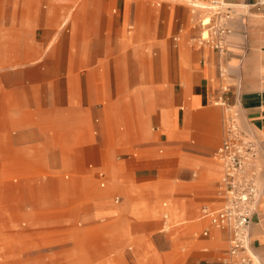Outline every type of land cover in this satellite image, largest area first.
<instances>
[{"label":"crops","instance_id":"1","mask_svg":"<svg viewBox=\"0 0 264 264\" xmlns=\"http://www.w3.org/2000/svg\"><path fill=\"white\" fill-rule=\"evenodd\" d=\"M74 1L78 4L68 19L65 18L67 10L59 8V18L66 21L56 37L55 31L49 28L47 13L43 11L36 16L35 9L27 8L29 14L25 20H19L18 29L23 32L42 29V37L10 39L11 60L30 57L45 63L5 73V77L9 75L16 80L5 86L0 83V168L8 163L17 172L22 167L44 171L47 165L64 171L74 167L77 159L86 160L87 173L80 171L77 176L88 175L101 189L107 187L97 190L93 201L84 208L88 220L109 221L103 230L107 249L102 252L96 247L94 251L82 253L79 247L50 251L45 248V252L36 251L19 260L20 264H87L90 261L161 264L159 251L170 252L181 237L189 236L195 239L191 242L195 241L196 247L202 246L201 255L206 257V264H217V256L225 254L230 247V235L211 230L202 209L217 210L224 203L217 193L223 166L217 159L213 162L225 138L224 113L210 104L224 85L231 88L230 101L236 107L241 130L259 147L260 198L249 232L251 249L260 264H264V16L244 7L253 0H225L235 6L236 14L224 57L213 50L181 51L172 44L167 46L165 42L172 33L187 26L189 14L192 21L195 19L183 5H166L156 11L147 8L145 2L141 6L137 3L132 7L134 16L131 17L128 1L122 2L119 13L115 10L114 14L108 5L112 0ZM24 10L25 6L21 13ZM131 25L136 26L133 33L129 32ZM66 27L69 33L62 32ZM22 44L34 48L21 55L24 57H18L17 47ZM55 45L57 50L49 54ZM45 49L46 53L41 54ZM149 49L154 51L152 57ZM221 69L225 70L224 75ZM111 139L115 148L108 154L112 174L109 177L102 161L97 159L102 157ZM160 147L184 148L178 167L189 177L185 185L168 186L167 180L161 178L162 158L156 160L155 167H135L139 178L156 173L157 180L138 183L125 178L122 172L132 155H119L116 159L118 150L132 148L145 153ZM137 157L135 153L134 158ZM99 173L105 174L104 188L100 186ZM33 178L31 174L25 178L21 192L11 186V200L3 203L0 200L1 207L6 204L8 207L3 209L16 221H31L35 219L34 214L38 215L29 210L20 216L12 209L19 194L34 200L31 194L36 191L40 197L35 200L41 209L53 201L57 203V198L69 197L64 184L47 182L51 175L45 176V181L37 187ZM65 179L69 180L70 175ZM18 182L19 178L14 179V183ZM87 183L79 180L82 187ZM170 190L192 193L197 198L190 202L170 199L174 208L167 211L168 203H163L164 215L144 217L141 214L139 206L143 204L159 212L157 203H162L164 196L171 194ZM116 199H120L118 204ZM201 203L209 205L199 211ZM171 226H175L173 231ZM201 227L204 229L199 235L192 233L194 228ZM205 231L209 232L208 236H204ZM156 232L163 235L155 243L158 252H148L144 240ZM167 232L170 233L167 235ZM20 246L30 251L35 247ZM61 252L66 253L53 256Z\"/></svg>","mask_w":264,"mask_h":264},{"label":"rangeland","instance_id":"2","mask_svg":"<svg viewBox=\"0 0 264 264\" xmlns=\"http://www.w3.org/2000/svg\"><path fill=\"white\" fill-rule=\"evenodd\" d=\"M99 2L101 0H98ZM128 1L130 5V14L129 16L133 17L134 15L132 12V7L135 6V4L138 3L139 6H141L142 2H145V5L149 9H153L156 11H161V8L154 5L153 0H112L110 3H108L111 12L114 14V11L117 10V13H119L120 6L122 2ZM78 4L77 1L70 0H0V49H1V55H0V83L2 86L8 85L11 80H16L15 77L7 76L5 77V73H9L10 71L15 70H27L33 68L36 64H40V60L38 58L31 59L30 57L24 60H11V46H10V39L12 37L17 38H41L43 31L42 29L33 28L30 32H23V30H19V20L23 18L24 20L28 16V12L26 9H35L36 10V16H39L41 12H46L48 16V23L50 24V29L55 31L54 37H56V33L58 32V29L62 26V24L66 21V19H60L59 18V8H63L67 10L66 17H69L70 11ZM175 6V5H183L187 8L186 4L179 2V1H173L171 3H166L162 7L165 6ZM25 6V10L23 13H21V8ZM192 16L189 14L188 24L187 26H184L182 28H179L177 33H172L170 38L168 39L167 46L172 44L175 48L180 49L181 51H187L190 49H196L199 50V47L192 41V39L197 36V31L193 29L195 25V19L194 21L191 20ZM68 19V18H67ZM73 20V19H72ZM71 20V21H72ZM56 23V26L52 27V24ZM174 24V20H173ZM66 31H62L65 33L67 32L68 27L65 28ZM136 29V26L131 25L129 28V32H134ZM17 34V35H16ZM176 38H179V41H175ZM34 46L32 45H26L22 44L17 47V53H19L18 57H24L21 56L23 54H27L28 52L33 51ZM206 50H211L208 48H204ZM57 50V45L53 46L49 54L54 53ZM46 53L45 51L41 52V54L44 55ZM154 51L153 49H149V55L152 57ZM45 63V62H44ZM54 79H51V84ZM223 88L231 89L230 87L224 85L220 88V93L222 92ZM231 90L229 94L227 95L229 97L230 101V95ZM217 98L213 97L211 99V106L217 107L218 109L223 110L219 106H215ZM232 104V102L230 101ZM220 126L222 129V118H220ZM124 129V128H123ZM125 131V130H124ZM94 134V132H93ZM95 142V141H94ZM222 138L220 139L216 150L221 145ZM115 148L114 142L112 139L108 142L107 148L102 154V157L97 159L98 161H102L103 166L108 171L109 177H111V165L109 162L108 154L109 151ZM161 152H163L161 154ZM74 153V152H73ZM137 153L138 157L134 158V154ZM132 155L131 160L127 163V165L123 169V175L125 178L129 179L130 181H136L140 182L142 180L148 181V180H157L158 175L156 173L152 174L151 176L146 175L145 179L139 178L138 174H135V167L141 166L146 168L155 167L158 163L156 160L159 158H162V162L164 165V173L162 174L161 178H165L167 180V185H175L177 187L185 185V181L189 179L185 175V170L178 167V161L179 157L184 155V148H178L177 150H168L167 148L160 147L154 150H151L149 152H142V151H136L130 149L125 150H118L115 158L118 159L119 155ZM79 156H82L81 154H78ZM77 164L72 167L71 169L64 170V171H58L52 169L49 165L45 167L44 171H38V169L30 170L26 167L19 168V172L16 171V168L10 167V164L6 163L3 165V168H0V200L3 201L11 200L12 191L10 188L13 186L15 188V191L21 192V188H23L26 180L25 178L28 177L29 174H31L34 178V187L41 185L40 182L45 181L43 178L45 176L51 175V178L48 179L47 182L52 181L55 183H62L64 184L66 190V193L68 199L61 200L57 198V203L53 201L51 204H47L44 208H40L36 200L40 197V195L37 194V192L33 191L31 194L32 198L35 200H31L29 198H25L22 194H19L18 198L15 199L12 209L14 208L19 215H23L25 212L32 210L38 215H33L34 220H26L21 219L17 220L13 218V215L8 213L7 210H5L8 206L6 204L3 206V209L1 207L2 203L0 204V264H20L19 260L25 259V257L33 252H45V248H48L47 251L50 250H56V249H67L70 250L75 247H79L82 250V253H89L91 250H96V247L98 250H101L102 252L106 251L107 243L105 242L106 238L105 235H103V230L105 229V226L109 223V221L103 222V220L99 221H90L88 220L87 209L84 210L85 206L90 204L93 201L94 193H96L97 190H105L101 189L98 184L92 180H90V177L88 175H79L82 177H78V172L87 173L86 170V160L80 161V158L77 159ZM217 161L216 157L214 156L213 162ZM152 170V169H151ZM196 170V169H193ZM200 171H203V168H200ZM200 171H195V173H200ZM69 174L70 179L66 180L65 176ZM19 178L18 183H14V179ZM220 178V177H219ZM218 178V180H219ZM79 180H86L88 185L86 187H82L79 185ZM29 181V180H28ZM90 181V183H89ZM167 186V187H168ZM3 187V188H2ZM109 187V186H108ZM3 189H7L3 193ZM20 189V190H19ZM56 192V191H55ZM55 192L51 193L53 197ZM171 192V190H170ZM152 193V191L150 192ZM168 194V192H167ZM115 197V194L112 195L111 202H113V198ZM151 197V196H150ZM162 203L158 204L159 212L154 211L150 208L149 204H143L139 206V210L141 214L144 217L153 216V215H164L166 210L163 209V203H168L167 211H171L174 208L173 203L170 199L180 200L181 201H192V199H196L197 197L193 195L192 193H184L181 191L178 192H171L168 196H164ZM190 198V199H187ZM52 200V198H51ZM5 202V201H4ZM171 205V206H170ZM209 205L207 203H201L198 205V209H200L205 206ZM170 206V207H169ZM87 208V207H86ZM32 217V216H30ZM195 225V224H193ZM209 225V224H208ZM207 225V227H208ZM171 231L175 229V226L169 227ZM206 228V227H205ZM211 230H214L215 228L210 227ZM202 228H194L192 231L193 234H200L202 232ZM218 230V229H217ZM170 232H167V235ZM194 236V235H192ZM163 237V235L159 234L158 232L155 233V235L149 236L144 240V242L147 244L145 245L146 251L148 252H158L156 248V242L157 240H160ZM194 238V237H193ZM170 239V238H169ZM192 239L191 236L185 238L181 237L180 240H178L179 244L174 247L173 250L170 252H165V249H162L164 253L160 252V256L162 257L161 264H206L205 260L206 257H202V246L196 247V242H191ZM189 243L188 248H184L185 244ZM19 245H31L35 246L33 247V250H28L29 248H23L19 247ZM38 245V246H37ZM192 245V246H191ZM58 246V247H55ZM16 247H19L17 249ZM53 247V248H51ZM160 250V249H159ZM46 251V252H47ZM66 252H61V254H55L53 256L62 255ZM226 253L217 256L216 263L222 264V260L226 258ZM29 258V257H28ZM257 258H255V264L257 263ZM58 264V263H57ZM87 264H102L100 262L94 261L93 263L90 261Z\"/></svg>","mask_w":264,"mask_h":264},{"label":"built area","instance_id":"3","mask_svg":"<svg viewBox=\"0 0 264 264\" xmlns=\"http://www.w3.org/2000/svg\"><path fill=\"white\" fill-rule=\"evenodd\" d=\"M161 8L166 3L179 1L189 8L195 17L193 29L197 31L192 41L199 49L208 48L224 57L228 52V39L233 33L231 27L236 9L225 0H153ZM264 16V0H253L246 5ZM206 34V36H205ZM175 41H179L176 38ZM221 75L225 70L221 69ZM230 89L223 88L215 106L223 109L225 138L216 152V159L223 166V175L217 186V193L223 205L217 210L202 209V215L211 226L229 233L230 247L222 264H255V254L251 249L249 225L258 208L261 174L258 164L259 147L240 128L236 107L230 103ZM100 186L105 187V174L98 175ZM117 204L120 199H116ZM209 232L205 231L204 236Z\"/></svg>","mask_w":264,"mask_h":264},{"label":"bare ground","instance_id":"4","mask_svg":"<svg viewBox=\"0 0 264 264\" xmlns=\"http://www.w3.org/2000/svg\"><path fill=\"white\" fill-rule=\"evenodd\" d=\"M233 6V5H232ZM233 7H235V6H233ZM246 9H247V6H244ZM205 36H206V34H205ZM257 263L258 264H260V262L257 260Z\"/></svg>","mask_w":264,"mask_h":264}]
</instances>
